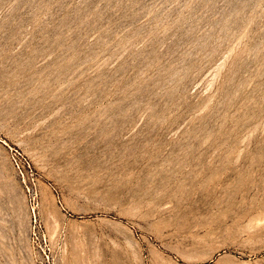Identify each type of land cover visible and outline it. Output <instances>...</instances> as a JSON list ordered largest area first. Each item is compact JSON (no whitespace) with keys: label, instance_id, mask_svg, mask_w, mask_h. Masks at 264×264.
<instances>
[{"label":"rangeland","instance_id":"obj_1","mask_svg":"<svg viewBox=\"0 0 264 264\" xmlns=\"http://www.w3.org/2000/svg\"><path fill=\"white\" fill-rule=\"evenodd\" d=\"M0 264H264V0H0Z\"/></svg>","mask_w":264,"mask_h":264},{"label":"built area","instance_id":"obj_2","mask_svg":"<svg viewBox=\"0 0 264 264\" xmlns=\"http://www.w3.org/2000/svg\"><path fill=\"white\" fill-rule=\"evenodd\" d=\"M8 155L16 175L22 181L26 197H28L32 203V207H34L38 199V186L32 164L26 155L17 147H9Z\"/></svg>","mask_w":264,"mask_h":264}]
</instances>
